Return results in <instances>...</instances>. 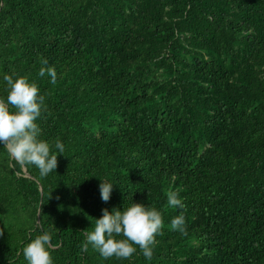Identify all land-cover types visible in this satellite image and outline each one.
<instances>
[{
  "label": "trees",
  "instance_id": "16d2710c",
  "mask_svg": "<svg viewBox=\"0 0 264 264\" xmlns=\"http://www.w3.org/2000/svg\"><path fill=\"white\" fill-rule=\"evenodd\" d=\"M4 75L45 96L58 166L41 177L0 144V264H27L44 232L53 264H264V0H0L6 100ZM133 203L162 215L150 260L81 251L104 209Z\"/></svg>",
  "mask_w": 264,
  "mask_h": 264
},
{
  "label": "clouds",
  "instance_id": "9594fccd",
  "mask_svg": "<svg viewBox=\"0 0 264 264\" xmlns=\"http://www.w3.org/2000/svg\"><path fill=\"white\" fill-rule=\"evenodd\" d=\"M44 65L39 69V76L48 75L50 82L55 84L57 72L53 67H46L48 61L41 59ZM7 84V97L0 99V144L7 150L10 159L16 161L21 168L31 165L39 170L41 177H46L58 166L57 154L47 141L41 140V129L37 124L45 108V96L35 83H29L27 77L13 78L4 75ZM14 109V110H10ZM55 148L60 154L65 151L64 144L57 139ZM113 184L102 181L99 188L101 199L108 202ZM170 207L183 208L184 204L176 192H167ZM161 213L155 208H147L144 204L133 203L123 211L114 210L110 213L103 210V215L95 219L94 230L86 231V239L81 251H87L89 245L104 259H130L137 247L146 259H151L156 237L163 229ZM171 230L184 233L185 218L178 215L170 224ZM3 230H0V236ZM116 237H123L117 239ZM52 237L48 232L37 235L23 249V257L27 264H53L49 249L52 248Z\"/></svg>",
  "mask_w": 264,
  "mask_h": 264
}]
</instances>
